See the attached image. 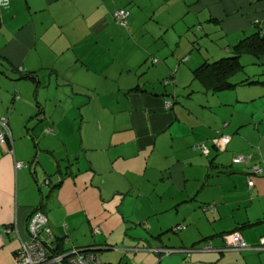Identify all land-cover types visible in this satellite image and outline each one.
<instances>
[{"label": "crops", "instance_id": "obj_1", "mask_svg": "<svg viewBox=\"0 0 264 264\" xmlns=\"http://www.w3.org/2000/svg\"><path fill=\"white\" fill-rule=\"evenodd\" d=\"M116 7L127 10L126 32L102 42ZM256 26L264 33V0L0 5V116L10 132L0 143V264H15L33 207L45 214L56 248L133 253L136 264H264V248H200L205 240L222 245L220 232L235 227L247 243L264 233V52L239 56L231 87L210 90L192 75ZM116 32L137 37L120 82ZM172 33L186 40L168 52ZM198 40L201 57L190 50ZM179 45L188 53L174 64ZM105 66L117 80H103ZM219 134L228 136L222 149L213 145ZM198 142L206 154L193 148ZM235 154L249 159L234 163ZM15 160L24 165L15 169ZM210 201L214 210L201 208Z\"/></svg>", "mask_w": 264, "mask_h": 264}, {"label": "built area", "instance_id": "obj_2", "mask_svg": "<svg viewBox=\"0 0 264 264\" xmlns=\"http://www.w3.org/2000/svg\"><path fill=\"white\" fill-rule=\"evenodd\" d=\"M8 0H0V5H4ZM127 16V10L124 7L116 8L112 11V17L114 21L120 25H125V18ZM48 129V128H46ZM10 138V132L6 124V118L0 116V143L6 144ZM228 136L219 134L213 139V143L219 149L224 147L227 142ZM193 148H197L200 152L206 154L208 148L203 143H195ZM249 159L248 154H235L231 157V161L234 163H246ZM15 169L23 166V162L15 160L13 163ZM253 172H262V168L257 164L252 165ZM252 178L246 176V183L248 186L252 184ZM211 208V207H210ZM212 209V208H211ZM181 228L183 225H177L174 228ZM173 228V229H174ZM12 229L9 226H4L1 232H8ZM93 230L97 231V226H93ZM27 237L24 240H20L19 244L14 250L13 258L15 264H110L101 262L94 246H75L70 245L63 251H56L49 246L50 241V229L47 226V218L45 214L38 208L31 210L27 216L26 221ZM222 245L212 246L208 240H205L200 246L204 250H225V249H241V248H264V233L258 236L255 243H247L237 230L229 231L221 235ZM191 248H186L189 251ZM165 253L169 252L170 248H159Z\"/></svg>", "mask_w": 264, "mask_h": 264}, {"label": "trees", "instance_id": "obj_3", "mask_svg": "<svg viewBox=\"0 0 264 264\" xmlns=\"http://www.w3.org/2000/svg\"><path fill=\"white\" fill-rule=\"evenodd\" d=\"M255 22L256 21H254V23ZM231 49H232L231 53L228 55L219 57L212 61H203L202 63L194 67L192 69L193 77H197L202 82V84L210 90H217V89L233 86L234 83L231 82L228 77H230L231 74H233L234 72L238 71L241 68V62L239 56L243 53L257 55L258 53L264 52V33H261L259 28L256 26L255 30L236 40L232 44ZM250 81L254 82L255 80H249L248 82ZM213 145L215 144L213 143ZM44 182L47 183L48 180L44 179ZM35 208L36 207H33L32 210ZM201 208L212 211L215 208V203L213 201L207 202L206 204H202ZM233 230L238 231L237 227L230 230H225L220 232V237L223 233ZM49 244H50L49 246L52 245L51 242H49ZM85 246L88 245H84V247ZM52 248H54L56 251H63L67 249V248H62L60 246L57 248L56 246H52ZM212 250H216V249H212Z\"/></svg>", "mask_w": 264, "mask_h": 264}, {"label": "rangeland", "instance_id": "obj_4", "mask_svg": "<svg viewBox=\"0 0 264 264\" xmlns=\"http://www.w3.org/2000/svg\"><path fill=\"white\" fill-rule=\"evenodd\" d=\"M126 7H131V6H126ZM140 7H143L144 9H151V8H153V6H149V5H140ZM116 8H119V7H116ZM116 8H114V9H116ZM134 8H137V6H134ZM113 9V10H114ZM112 12V11H111ZM143 25H147V24H150L151 25V23L150 22H143L142 23ZM113 26H115V29L113 28ZM143 28V27H142ZM142 28L139 30V31H141L142 30ZM104 31L101 33V41L102 42H104L105 41V38H102V37H107V35H111L113 32H115V31H117V30H119V31H121V32H123L124 34H125V32H126V29L123 27V26H120V25H118L117 23H114V25H111V26H107L105 29H103ZM138 32V31H137ZM174 33H172V35H173ZM120 36V37H119ZM113 38H116V40H118V41H114L115 43L114 44H117V48L119 49V51H118V53H117V56H116V61H117V65H116V73H115V76L118 78V80H119V82L121 81V78L122 77H124V76H127V73H125L126 72V69H125V67H126V64L124 63V61L125 62H127V63H129V62H132L131 61V59H133V58H130V54H129V52H130V49L131 50H135V47H132V45L135 43L134 41H136V39H137V37L136 38H134V39H132V37L130 36V34H128L127 33V35L126 36H122L121 34H118L117 32H116V36H114ZM176 40H179L180 41V43L182 44V42H185V40H186V37H184V36H180L179 38L177 37V36H175V38H174V35H173V40L170 38V37H168V35H167V37H166V41L168 42V41H171L169 44H167L168 45V47H170V48H168L167 49V51L169 52L170 50H172L173 51V49L174 48H176ZM105 44V43H104ZM156 45L154 46V47H157V43H155ZM160 45L162 44V43H159ZM187 44H189V42L187 43ZM200 45H204V42L203 41H201V40H198V45H195V47H194V45H193V47H191L190 48V50H191V52L193 53V54H197V56H200L201 57V55H200V53L197 51L198 50V46H200ZM179 47H180V49L182 50V52H181V54H176V53H174L173 55L174 56H176L175 58L177 59L179 56H180V59H179V61L177 60V61H175V63L174 64H176V62L177 63H182V62H184V59H185V57L186 56H184V57H181L184 53L186 54V53H188V51H187V49L186 48H184V46H181V45H179ZM167 48V47H166ZM179 49H178V47H177V49H176V51H178ZM199 50H201V48L199 49ZM133 55H134V57H135V52H133ZM108 56V54H102V56H101V60H104V58H106ZM169 56H171V57H173L172 56V54H169ZM121 61H123V62H121ZM242 61V60H241ZM175 66V65H174ZM173 66V67H174ZM105 72V73H104ZM105 74H107L109 77H113V79L114 80H117L112 74H111V69L109 68V66H105V70H103L102 71V73H101V76H102V78H103V80H104V75ZM108 81V83H109V79L107 80ZM162 81H164L163 80V78H161L160 79V82H162ZM168 81V80H167ZM165 83V82H164ZM170 83H172V82H170ZM104 88H110V85H108V84H103L102 85ZM112 86H114V84L112 85ZM41 186V188H43V184L42 185H40ZM47 226L48 227H50L49 226V224L47 223ZM49 229H51V228H49ZM50 234H51V230H50ZM170 234H174V233H172V232H168V235H170ZM86 239V238H85ZM167 241H169V240H167ZM167 241L165 240V243H167ZM98 254H99V257H100V259L102 260V261H109V263H112V264H117L116 263V261L118 260V258H119V256H120V260H119V263L118 264H136L137 263V261H138V259H139V257L138 256H134L133 255V253H131V255H124V254H121V255H119V256H117V254L115 253V251L114 250H102V251H99L98 252ZM143 261V260H142Z\"/></svg>", "mask_w": 264, "mask_h": 264}, {"label": "clouds", "instance_id": "obj_5", "mask_svg": "<svg viewBox=\"0 0 264 264\" xmlns=\"http://www.w3.org/2000/svg\"><path fill=\"white\" fill-rule=\"evenodd\" d=\"M96 249V248H95Z\"/></svg>", "mask_w": 264, "mask_h": 264}]
</instances>
